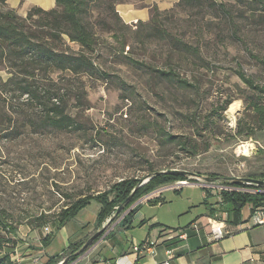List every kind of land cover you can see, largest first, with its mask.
<instances>
[{
  "label": "rangeland",
  "instance_id": "1",
  "mask_svg": "<svg viewBox=\"0 0 264 264\" xmlns=\"http://www.w3.org/2000/svg\"><path fill=\"white\" fill-rule=\"evenodd\" d=\"M87 1V21L97 38L91 53L97 74L42 72L8 81L11 69L0 65V212L9 213L16 227L14 233L0 231L10 240L0 247L3 264L6 256L13 264H46L41 243L46 234L53 235L56 224L40 225V214L54 218L78 197L97 194L124 178L143 181L153 170L169 169L214 178L236 174L261 179L264 174V126L257 128L259 114L252 106L255 102L264 106V91L250 87L237 72L243 69L264 86V62L258 58H264L262 5L256 0H217L233 10L232 19L207 8L175 4L142 24L120 20L116 7L134 3L140 8L146 0ZM35 2L6 0L0 9H15L26 16L33 7H42ZM63 37L59 41L63 48H82ZM176 38L183 42H175ZM184 42L200 47V54L183 47ZM144 63L172 67L196 86L181 87L162 79ZM51 79L68 92L65 106L77 128L45 125L41 99L22 93L25 82H30L43 96ZM232 104L239 106L235 115L229 111ZM169 134L189 137L197 144V153ZM244 143L257 144L258 149L238 155V144ZM186 177L190 184L161 185L132 205L141 204L147 217L173 227L195 219L209 224L207 202L220 195L210 193L195 177ZM155 193L161 202L150 201ZM219 204L222 211L228 206ZM98 206L92 200L62 231L77 230L79 238L81 224L94 216ZM120 206L112 213L107 232L126 210L125 204ZM94 225L93 232L78 242L87 241L99 229L97 222ZM73 251L68 247L63 259L68 260Z\"/></svg>",
  "mask_w": 264,
  "mask_h": 264
},
{
  "label": "trees",
  "instance_id": "2",
  "mask_svg": "<svg viewBox=\"0 0 264 264\" xmlns=\"http://www.w3.org/2000/svg\"><path fill=\"white\" fill-rule=\"evenodd\" d=\"M6 0H0L4 4ZM256 3L264 7V0H256ZM87 0H56V5L52 8L45 9L40 6L33 7L28 11L26 16H20L15 9H0V65L11 69L12 75L8 81L15 80L18 76L36 77L38 74L50 72H68L72 75H95L98 73V68L93 61L91 53L96 49L97 38L94 31L87 21L88 13ZM177 7L181 8H207L215 12L224 13L226 16L233 19V10L227 6L225 2L217 0H178ZM117 9V7H116ZM117 11V10H116ZM161 9L154 4L152 6V17L158 16ZM119 19L124 20L117 11ZM38 15L37 18H34ZM151 19V18H150ZM234 21V20H233ZM142 24H146L140 20ZM67 36L70 40L81 45L79 51L67 50L63 48L59 41ZM175 42L182 43L181 39L176 38ZM185 43V44H184ZM183 47L189 51L199 55L200 47L197 45L184 42ZM185 45V46H184ZM260 61L264 62V58L258 56ZM145 66L151 70L156 76L173 81L181 87H195L196 84L190 78L182 76L174 68H159L149 63H144ZM242 80L250 87L264 91V86L258 84L253 76H249L243 69L237 70ZM46 74V75H47ZM27 81V80H25ZM22 93H29L41 99L44 104L46 115L43 123L56 129H75L78 124L75 117L66 110V98L64 97L66 89L51 79L48 84L46 92L43 96L40 94L38 88L30 82H25ZM231 100L228 101V104ZM253 108L259 114L257 128L261 129L264 126V106L260 103H253ZM239 132L243 130L242 123H239ZM169 138L178 139V142L184 146L185 149L193 148L192 154H196L197 144H194L189 137H181L169 134ZM153 170L151 173H156ZM209 176V175H208ZM215 176V175H212ZM264 179V174L261 175ZM188 178L182 174H175L172 172H162L151 178L148 183L138 187L131 198L128 197L133 192L135 187L140 183V178H124L113 183L110 188L100 191L97 194H86L78 197L72 202L65 205L54 218H49V214L41 213L39 218L40 225L51 222L56 224V229H60L67 221L76 217L78 213L88 206L92 200H96L101 204L100 211L97 215V224L100 228L108 217L117 210L120 205L125 204V209L138 199L148 195L156 190L159 186L175 182L178 180H187ZM257 179V178H252ZM234 185L244 188L256 187L255 184H246L241 181H235ZM223 201L227 202L229 217L228 221L237 222L241 220L243 208L249 205L264 204V192H238V191H223ZM132 212L129 210L128 214ZM38 218V217H37ZM39 225V226H40ZM16 232L14 221L11 220L10 214L7 212H0V231ZM108 228H105L101 237ZM97 237L95 241L99 239ZM50 240V233L44 237V241ZM10 240L0 233V247L5 242ZM86 241L75 244L74 251L79 250ZM92 243V244H93ZM73 251V252H74ZM80 255L77 254L71 261ZM56 258L53 259V264L57 263ZM69 261V262H71ZM48 264H52V263ZM55 262V263H54ZM4 261L0 259V264ZM6 264H13L11 257L6 256Z\"/></svg>",
  "mask_w": 264,
  "mask_h": 264
},
{
  "label": "crops",
  "instance_id": "3",
  "mask_svg": "<svg viewBox=\"0 0 264 264\" xmlns=\"http://www.w3.org/2000/svg\"><path fill=\"white\" fill-rule=\"evenodd\" d=\"M34 1L45 9L56 5V0H48L47 4L38 0ZM177 1L146 0L145 5L140 6V8H137L134 3H125L124 5H117V10L125 22L146 21L152 17V6L154 4L165 10L174 6ZM157 195V193L153 194L150 201L161 202L156 198ZM220 202L223 205L227 204L223 200L218 202V198L214 202H207L208 216H215L222 212ZM141 206V204H134L126 209L112 229L106 231L107 233L105 232V238L98 239L94 244H91L92 246L82 251L83 253L79 252L80 255L69 264H118L117 260L120 257H124L122 264H160L166 261L170 264H264V225L249 228L237 226L247 217L249 212L247 208H243L240 221L227 222V227L232 232L216 241L212 238L210 225L207 221L197 223L195 219L185 226L173 227L155 219V216L154 219L153 217H147L146 214L140 211ZM228 206H225V209H228ZM98 207L94 216L81 224L80 227L84 230L79 238H77V230L63 232L64 226L61 229H56L53 235L50 233L49 241L45 242L43 239L41 245L44 246L45 251L43 254H45L46 264L53 261L54 258L58 260V263L65 257L64 252L68 247L72 246L74 248L82 237L93 232V229H95L94 223L97 222V215L101 207L100 203ZM130 209H132V212L128 214ZM138 220H140L138 222L139 226H136ZM194 224L197 225V229ZM183 230L188 233L187 237H181ZM147 239L156 242L153 253L142 254L136 258L134 244ZM170 249H172V253L168 252ZM75 256L71 254L69 258ZM51 263L53 264V262Z\"/></svg>",
  "mask_w": 264,
  "mask_h": 264
},
{
  "label": "built area",
  "instance_id": "4",
  "mask_svg": "<svg viewBox=\"0 0 264 264\" xmlns=\"http://www.w3.org/2000/svg\"><path fill=\"white\" fill-rule=\"evenodd\" d=\"M257 149H258L257 144H238V148L236 152L238 155H241V154L250 155ZM247 150H249L248 153H247ZM195 179L197 181H200L201 186L203 185L207 187L208 189H210L209 190L211 191L210 193H213V194L219 193L220 197L217 196L219 198V201L223 200L222 192L227 191V190L228 191H238V192H250V193L264 192V185H260L258 182L248 180L247 178H242L236 174H232L231 176H228V177H221L217 180H210V181L200 176H197ZM235 181H241L246 184H255L256 187L244 188L238 185H234L233 183ZM177 182L178 184H190L191 183V182L189 183L188 180H178ZM246 208L249 211L248 215L239 224H237L238 227L249 228V227L256 226V225H264V204L257 205V206L249 205ZM209 217H210L209 218L210 230H211L212 238L214 240L216 241L220 240L224 238L227 234H230L232 232L227 227V222H228V217H229L228 209H224L220 214H216L215 216H209ZM194 227H196L197 229L196 224H194ZM187 235L188 233L185 230L181 232V237H187ZM155 244L156 242L150 239L135 243L133 248H134V253L137 255L136 258H138V256L142 254L153 253L154 251L153 248ZM168 252L172 253V249H170ZM123 258L124 257H120L117 260V263L122 264ZM71 259L69 258L67 260L65 258V259L60 260L56 264H65V263L69 264L70 263L69 261H71ZM131 264H134V263H131ZM160 264H170V263L166 261Z\"/></svg>",
  "mask_w": 264,
  "mask_h": 264
},
{
  "label": "water",
  "instance_id": "5",
  "mask_svg": "<svg viewBox=\"0 0 264 264\" xmlns=\"http://www.w3.org/2000/svg\"><path fill=\"white\" fill-rule=\"evenodd\" d=\"M162 172H172V173H175V174H182V175H188L189 174V177H197V176H200L206 180H217L221 177H210L208 175H198V174H195L193 172H189L187 170H181V169H169V170H165V171H157L156 173H153V174H150L149 177H147L145 180H141L140 181V184H138L135 189L133 190V192L130 194V196L128 197V200L131 198V196L133 195L134 191L146 184L151 178H153L155 175L159 174V173H162ZM248 180H251V181H255V182H258L260 185H264V179H252V178H247ZM178 183V182H176ZM121 207H118V210L117 212H119L121 210ZM114 216H111L102 226L101 228H99L84 244L83 246L80 248V250L78 252H76L74 255H77L79 252H82L84 251L89 245H91L93 243V241L99 237L101 235V233L103 232V230L107 227L108 224H110L111 220L113 219ZM103 236V235H102Z\"/></svg>",
  "mask_w": 264,
  "mask_h": 264
},
{
  "label": "bare ground",
  "instance_id": "6",
  "mask_svg": "<svg viewBox=\"0 0 264 264\" xmlns=\"http://www.w3.org/2000/svg\"><path fill=\"white\" fill-rule=\"evenodd\" d=\"M239 106L237 104H232L229 108V111L231 114L235 115L236 112L238 111ZM244 144H253V143H244ZM249 152V150H247V153Z\"/></svg>",
  "mask_w": 264,
  "mask_h": 264
}]
</instances>
